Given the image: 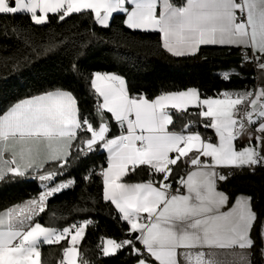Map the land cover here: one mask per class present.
<instances>
[{"label": "snow or ice", "instance_id": "snow-or-ice-1", "mask_svg": "<svg viewBox=\"0 0 264 264\" xmlns=\"http://www.w3.org/2000/svg\"><path fill=\"white\" fill-rule=\"evenodd\" d=\"M85 13L104 29L111 27L114 14L123 13L126 28L158 33L160 46L173 57L193 56L209 45L241 48L243 62H255L264 71V0H0V22L22 16L45 25L50 15L64 21ZM0 30L7 34L2 23ZM220 75L231 79L229 72ZM90 85L102 101L98 126L81 113L76 96L62 88L0 111V182L31 175L44 188L38 197L0 210V264H43L41 245L61 242L67 246L59 264H89L80 245L91 219L57 228L36 217L48 210L50 198L74 186V180H61L49 187L65 175L73 152L79 158L100 149L107 153V166L99 173L89 170L84 179L102 177V200L115 209L129 234L122 241L102 237L103 257L128 248L135 264H221L216 250L236 257L233 264H253L257 250L264 256V222L259 223V249L253 237L259 217L252 197L238 196L225 211L229 197L217 188L218 181L228 179L217 169L254 174L264 167V88L223 91L214 98H201L197 89L188 88L148 98L132 95L126 79L115 73H93ZM190 108L199 110L193 114L214 131L215 142L190 131L194 122L179 132L170 130V110L186 114ZM105 113L121 129L119 135L109 138ZM244 137L248 142L238 149L235 142ZM180 162L193 170L174 189L170 177ZM138 170H146L149 179L129 182L126 178ZM73 210L94 209L86 201Z\"/></svg>", "mask_w": 264, "mask_h": 264}, {"label": "trees", "instance_id": "trees-1", "mask_svg": "<svg viewBox=\"0 0 264 264\" xmlns=\"http://www.w3.org/2000/svg\"><path fill=\"white\" fill-rule=\"evenodd\" d=\"M0 23L7 29L6 35L0 30V111L26 97L62 88L76 96L81 113L98 126L97 104L100 99L90 85L95 72L121 75L126 79L132 95L145 94L148 98L188 88L197 89L204 98L216 97L223 91L249 89L255 83V71L251 63L243 62V59L240 62L230 61L238 56L239 49L202 46L196 55L173 57L160 46L158 33L126 28L122 14L114 15L109 29L96 24L87 13L73 14L64 21L50 15L45 25L32 24L22 16H17L15 21L9 18ZM13 26L17 29L15 33L12 31ZM73 63L77 65L76 71H72ZM232 70L239 74H232ZM224 72H229L230 81L221 78L220 74ZM198 111L195 108L189 109L186 114L172 111L174 124L169 126L170 130L179 132L185 124L194 122L190 131H199L205 138L210 136L213 140L211 134L202 129L200 118L193 114ZM105 116L111 123L108 113ZM70 160L71 163L64 170L65 175L56 179L69 178L75 181L74 186L50 198L48 210L37 216L36 220L45 226L62 228L91 219L93 223L86 229L85 239L80 245L81 253L89 264H135L130 248L115 256L103 257L98 247L102 237L117 241L128 238L126 224L118 220L114 208L102 200L101 176L94 174L91 180L84 179L89 170L99 173L105 166L104 152L97 151L79 158L73 152ZM47 167L51 169L55 165L49 164ZM173 168L170 180L175 189L179 185L176 181L186 171L183 162ZM222 172L228 175V179L218 181L217 188L229 197V204L237 195L252 197L254 210L259 217L253 237L259 249L258 229L264 209V167H257L254 174L249 169ZM126 179L129 182L140 181L149 179V176L146 170H138L137 174ZM40 191L36 179L9 176L0 182V210L34 198ZM89 197L97 203L93 204ZM86 201L94 210H73L84 207ZM66 246V242L42 244L43 264H57ZM251 259L253 264H262L259 250Z\"/></svg>", "mask_w": 264, "mask_h": 264}, {"label": "crops", "instance_id": "crops-1", "mask_svg": "<svg viewBox=\"0 0 264 264\" xmlns=\"http://www.w3.org/2000/svg\"><path fill=\"white\" fill-rule=\"evenodd\" d=\"M119 14H122L123 17H124V19H125V16H124L123 13H119ZM114 15H117V14H114ZM209 46H213V45H209ZM218 47H228V46H218ZM231 48L241 49V48H236V47H231ZM249 52H250V51H249ZM250 53H251V52H250ZM263 59H264V58H263ZM95 73H101V72H95ZM254 78H255V82H256V84H257V86H256V90H257V89H260V88H264V71H261V70L257 69ZM245 91H246V90H241V91H236V92H231V93L235 94V93H241V92H245ZM201 98H204V97H201ZM208 98H214V97H208ZM100 102H102V101H100ZM190 109H193V108H190ZM172 111H175V110H170V112H172ZM108 115H109V119L111 120V123H109V127H110V129H111L110 134H109V138H111V137H113V136H117V135H119V134L121 133V131L118 130V128H117L118 125L116 124V122L110 118V114H108ZM201 127H202V124H201ZM202 129L208 131V132L211 134V136H212V138H213V141H214V142L216 141V136H215V133H214V131H213L212 129H210V128L205 129L204 127H202ZM247 142H248V138H247V137H244L243 139L238 140V141L235 142V143H236V147H237L238 149H240V148H242ZM99 151H102V152H104V154H105V157H106V164H105L104 167H106V166H107V153H106L105 151H103L102 149H100ZM184 167H185V171H186V172H185V174H184L183 176L186 177L187 173H188L189 171L193 170V169L189 168V166H188L187 164H185V163H184ZM223 170H228V169H217L218 172H222ZM28 177H29L30 179H33V178L31 177V175H29ZM101 179H102V177H101ZM36 180H37V181L39 182V184H40L41 191H43L44 188H43L41 182H40L38 179H36ZM65 180H71V179H65ZM60 181H61V180H60ZM60 181H59V182H60ZM51 186H52V182L49 183V187H51ZM102 187H103V185H102ZM179 187H180V185H179ZM218 190H219V189H218ZM41 191H40V192H41ZM219 191H221V190H219ZM221 192H223V191H221ZM223 193H224V192H223ZM224 194H225V193H224ZM238 196H240V195H237V196L234 198L233 202H232L231 204H228L223 210H225V211L228 210V208H230V207L232 206V204L235 202V200H236V198H237ZM36 197H38V196H36ZM36 197H34V198H36ZM114 210H115V209H114ZM261 222H264V209H263V216H262V220H261ZM259 240H260V239H259ZM260 245H261V241H260ZM138 247H142V246L138 244ZM259 253H260V252H259ZM260 257H261L262 264H264V256H262V255L260 254ZM62 258H63V257H62V253H61V258H60V259L62 260ZM215 258H216L218 261H220L221 264H233V262L237 259L236 257H234V256H232V255H229L227 252H225V251H221V250H216V256H215ZM59 261H60V260H59ZM59 261H58L57 264H59Z\"/></svg>", "mask_w": 264, "mask_h": 264}, {"label": "built area", "instance_id": "built-area-1", "mask_svg": "<svg viewBox=\"0 0 264 264\" xmlns=\"http://www.w3.org/2000/svg\"><path fill=\"white\" fill-rule=\"evenodd\" d=\"M244 52H245L244 49H239V51H238V56L240 57V59H243ZM247 54H248V55H251L250 52H248ZM262 60H264V59L262 58ZM251 64H252V66H253V68H254V71H255V74H256V70L258 69L257 66H256V63L253 62V63H251ZM254 77H255V75H254ZM256 86H257V84H256V82H255L254 85H253L251 88L246 89V91H255V90H256ZM242 111H243V109H242ZM117 128H118V130L121 131V129L119 128V126H118ZM206 138H211V137L208 136V137H206ZM176 188H179V185H177ZM176 188H175V189H176Z\"/></svg>", "mask_w": 264, "mask_h": 264}, {"label": "water", "instance_id": "water-1", "mask_svg": "<svg viewBox=\"0 0 264 264\" xmlns=\"http://www.w3.org/2000/svg\"><path fill=\"white\" fill-rule=\"evenodd\" d=\"M230 61H232V62H240L241 61V59H240V57H238V56H235V57H233V58H231V60ZM133 236L134 235H136V234H132ZM127 236H129V234H127Z\"/></svg>", "mask_w": 264, "mask_h": 264}, {"label": "rangeland", "instance_id": "rangeland-1", "mask_svg": "<svg viewBox=\"0 0 264 264\" xmlns=\"http://www.w3.org/2000/svg\"><path fill=\"white\" fill-rule=\"evenodd\" d=\"M66 179H69V178H66ZM65 180V179H64ZM53 183H59V181H57V179L54 181V182H52V184ZM66 190V189H65Z\"/></svg>", "mask_w": 264, "mask_h": 264}]
</instances>
